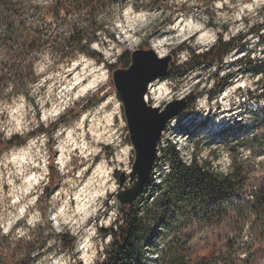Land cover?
<instances>
[{"label": "rangeland", "instance_id": "374dc122", "mask_svg": "<svg viewBox=\"0 0 264 264\" xmlns=\"http://www.w3.org/2000/svg\"><path fill=\"white\" fill-rule=\"evenodd\" d=\"M56 2L33 0L28 16L46 40L32 54L39 80L31 101L19 96L0 104L5 141L35 132L24 145L0 154V243L3 238L11 243L0 264H24L32 242L42 254L35 264H97L104 259L112 241L109 231L121 220L119 178L134 161L112 74L126 67L123 56L153 50L155 41L165 42L159 50L172 57V75L153 86V91L164 86L169 93L159 107L181 98L194 105L169 123L159 144L161 156L172 142L184 159L195 152L220 174L244 168L250 187L227 198L221 220L205 226L190 220L175 236L163 234L152 260L158 264L178 236L186 257L204 256L216 244L220 264H264V128H255L264 117V78L243 72L239 64L249 55L250 60L264 58V0H103L100 9L85 5L40 22L41 10ZM74 33L89 41L82 47L86 54L68 45ZM239 36L246 38L222 63L173 78L184 73L176 68L188 62L190 52L203 54L220 37L229 41ZM100 77L108 79L81 92ZM148 104L154 106L152 100ZM41 129L46 133H37ZM225 134L235 136L232 143ZM15 154L24 159L14 161ZM161 165L153 184L162 178ZM90 181V190L101 196L86 215L79 212L77 195ZM46 188L54 191L48 200L41 198Z\"/></svg>", "mask_w": 264, "mask_h": 264}, {"label": "trees", "instance_id": "16d2710c", "mask_svg": "<svg viewBox=\"0 0 264 264\" xmlns=\"http://www.w3.org/2000/svg\"><path fill=\"white\" fill-rule=\"evenodd\" d=\"M32 3L33 0H0V104L2 105L12 103L19 96L31 101L33 85L39 80L34 69L32 54L40 49L46 40L37 34L28 19ZM101 3L103 0H57L55 5L41 10L39 21L43 23L48 17L58 18L62 11L68 15L82 10L81 7L85 5L91 6L94 10L100 9ZM245 38L246 36H239L225 41L220 37L207 52L203 54L190 52L188 62L176 68V70L184 69V73L173 75V78L180 79L198 68L217 66L234 52ZM112 39L115 40V37L112 36ZM84 42L87 45L89 43L84 37L74 33L68 45L75 46L81 53L86 54V50L82 48ZM92 56L101 61L99 54ZM122 58L126 59L125 68H127L131 62L130 56ZM239 64L243 72L264 78V58L250 60L249 55ZM220 92L222 88L219 89L218 93ZM212 98L214 96L211 97V101ZM193 106L188 99L187 108ZM253 113L257 114V111ZM255 128L257 130L264 128V117L255 122ZM37 133L46 132L41 129ZM33 135H35L34 131L23 138L15 137L5 141L0 134V154L15 146L24 145ZM225 135L228 144L235 139L234 135ZM246 142L243 140V143ZM191 159V164H186L176 144L167 143L162 159L158 160L162 164L159 167L162 178L158 184H153L151 178L144 194L132 205L121 203V220L117 222L115 229L111 228L109 231L112 241L105 251V258L97 264H155L151 256L156 253L163 234L173 232L175 236L183 224L190 220L202 226L221 220V210L227 198L237 192H246L250 187L247 172L242 167H233L231 173L223 175L216 172L207 160L200 162L195 152L191 153ZM158 164L155 167H158ZM164 165L169 167L168 174L164 173ZM51 172H54V168H51ZM48 189L42 191L41 198L50 199L54 191ZM253 197L258 199L257 195ZM2 240L1 261L6 251L11 249L9 240L7 238ZM60 240L63 241V238ZM182 245V237L172 238L158 264H220L218 259L221 252L217 250L216 244H213L204 256L192 254L189 257L184 254ZM67 249L73 251L74 243ZM41 257L42 254L35 247V242L29 243L27 261L24 264H35Z\"/></svg>", "mask_w": 264, "mask_h": 264}, {"label": "water", "instance_id": "95a60500", "mask_svg": "<svg viewBox=\"0 0 264 264\" xmlns=\"http://www.w3.org/2000/svg\"><path fill=\"white\" fill-rule=\"evenodd\" d=\"M130 61L127 68L117 69L112 74L134 153L131 171L122 173L119 178L117 195L124 205H132L144 194L159 158L162 136L169 123L180 117L188 106L187 98L158 108L146 100L152 83L172 75L171 56L160 58L153 50L138 49L130 54Z\"/></svg>", "mask_w": 264, "mask_h": 264}, {"label": "bare ground", "instance_id": "6f19581e", "mask_svg": "<svg viewBox=\"0 0 264 264\" xmlns=\"http://www.w3.org/2000/svg\"><path fill=\"white\" fill-rule=\"evenodd\" d=\"M188 24H182L178 27V32L180 31L181 32V29H184ZM195 34V33H194ZM194 34H191V36H193ZM165 42H162V41H155L153 43V50L154 52H156L160 58H165L167 55L165 53H163V51H160L159 48L161 46H164ZM162 52V53H160ZM107 78H104V77H100V78H97L95 79L93 82H91L88 86H85L81 92H85L86 90H88L89 88H92L94 87L95 85H98L99 83L103 82L104 80H107ZM79 80V79H78ZM159 82V81H158ZM156 84V82L152 83V85L149 86L150 88V92L147 93L148 94V97H147V102H151V100L153 101V105L155 106V108H158L159 106H161V103L165 100H168L167 97L169 96V93L168 91L166 90V88L164 86H160L158 88H155L154 91H153V86ZM149 95L151 96V98H149ZM147 96V95H146ZM117 113V112H116ZM119 114V117H122V115L120 113ZM116 115V114H115ZM14 161H21L23 160V155L21 154H15L14 155ZM29 181H32L33 177H29L28 178ZM36 179V177H35ZM92 187L91 185V181L88 183V185L86 187H84L82 189L81 192L78 193L77 195V200L79 202V212H83L85 213L86 215L88 214V206L95 200L96 197H98V195L100 194L101 191L97 190V191H93V190H90ZM101 195H99L100 197ZM85 215V216H86ZM87 248V246L85 247Z\"/></svg>", "mask_w": 264, "mask_h": 264}, {"label": "built area", "instance_id": "2783aa9c", "mask_svg": "<svg viewBox=\"0 0 264 264\" xmlns=\"http://www.w3.org/2000/svg\"><path fill=\"white\" fill-rule=\"evenodd\" d=\"M161 153H160V151H159V159H161ZM182 159L184 160V162L186 163V164H191V162H192V159H191V157H187L186 159H184L183 157H182ZM159 162H157V164H158ZM164 168V167H163ZM156 169H157V167H155V169H154V171H153V173H152V179H153V177H154V174H155V172H156ZM169 167L168 166H165V168H164V173L165 174H168L169 173ZM104 258H105V256H104Z\"/></svg>", "mask_w": 264, "mask_h": 264}]
</instances>
